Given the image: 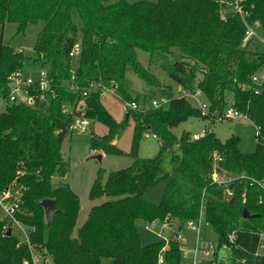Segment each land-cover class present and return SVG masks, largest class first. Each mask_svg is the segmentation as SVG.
<instances>
[{
    "label": "trees",
    "instance_id": "obj_1",
    "mask_svg": "<svg viewBox=\"0 0 264 264\" xmlns=\"http://www.w3.org/2000/svg\"><path fill=\"white\" fill-rule=\"evenodd\" d=\"M241 2L251 12L250 21L259 20L264 31V0ZM222 8L220 0H0V14L9 13L20 26L44 21L31 56L12 51L4 42L0 20V96L9 92L10 74L28 63L47 68L58 93L44 108L12 102L0 110V186L18 176L24 187L18 218L35 227L30 243L47 252L51 264H100L105 256L111 258L109 264H158L160 253L165 264H182L179 239L144 244L139 225L159 220L173 226L179 221V227L197 220L203 204L220 241L233 231L239 237L242 247L234 249L231 264H264V255L250 253L264 231V189L255 181L264 178V80L261 84L253 80L264 65V45L255 38L244 44L246 26L240 15L229 13L223 20ZM73 11L79 13L78 21ZM77 42L80 53L72 56ZM175 47L180 55L172 59L169 54ZM139 49L150 53V66L140 62ZM153 65L163 68L179 86L166 104H144L117 119L100 91L90 88L92 82H115L122 98L140 102L144 97L132 94L128 74L148 86L160 84L150 69ZM72 83L76 89L70 88ZM193 88L202 90L212 121L222 117L229 104L248 114L256 125L255 151H242L235 134L223 140L209 131L193 139L186 132L177 138L173 128L182 121L209 117L180 94ZM77 114L107 127L105 134L92 136L91 149L133 158L125 167L99 168L90 197L101 200L78 227L79 195L70 184L54 181L69 171L61 151ZM130 118L134 128L126 152L114 138ZM147 130L162 143L158 154L146 158L138 154V144ZM166 148L173 149L177 164L171 176L161 163ZM214 153L221 156L220 172L232 177L227 183L212 177ZM166 178L160 202L148 200L145 192ZM227 189L233 194L228 195ZM44 198L56 201L50 226L39 203ZM244 209L256 215L246 218ZM3 223L0 219V264H18L31 256L30 247L19 243L15 233L3 235Z\"/></svg>",
    "mask_w": 264,
    "mask_h": 264
},
{
    "label": "rangeland",
    "instance_id": "obj_2",
    "mask_svg": "<svg viewBox=\"0 0 264 264\" xmlns=\"http://www.w3.org/2000/svg\"><path fill=\"white\" fill-rule=\"evenodd\" d=\"M8 14V15H7ZM6 15L0 14V20L4 21V36L3 40L8 46L11 47L12 51H21L24 54H29L34 56V46L39 32L43 28L44 21L37 20V22L32 21L28 22L25 26H20L19 21L11 19L9 13ZM4 18V19H3ZM73 18L75 21H78L80 16L77 11H73ZM140 62L148 67L150 66V53L145 50H138ZM180 55V49L175 47L173 52L169 54V57L175 59L174 56ZM29 59L28 61H30ZM27 61V62H28ZM38 66L33 63H28L25 70L32 73L33 75L37 73ZM151 71L155 72L158 78L161 80L160 84H154V86L145 85V83L135 74L129 72L131 80V91L134 96L139 95L141 99L139 104L149 105L151 99L155 96H176L179 92L178 84L170 79L163 68L153 65ZM264 67L260 68L258 72H263ZM111 97L105 98V102L109 107L110 111L114 114L117 119H122L126 113L122 105V100L120 98ZM111 100V101H110ZM145 100V101H142ZM112 102L110 104V102ZM193 105H196L195 100L190 99ZM130 123L122 129L114 138V141L118 143L119 147L124 151L128 152L131 146V139L133 134L134 123L130 118ZM206 127L209 131H214V133L221 139L225 140L231 135L235 134L238 136V146L244 152H253L257 147V138H256V125L248 118H233V119H224L210 121L204 117L200 116H190L186 120L179 123L173 128L174 134L177 138H181L182 135L186 132H199L202 128ZM107 132V127L93 120L91 125L86 130H71L63 140L62 144V156L69 161V171L65 176L56 177L54 181L58 183H68L71 187L77 192L80 198V211L77 221V227L83 223L86 219L88 212L91 206L95 203H98L101 199H91L90 189L97 176L99 168L103 167L107 171L125 167L132 162L131 155L122 154L114 155L111 153L104 152V156L101 160L98 158H91L90 155L98 150L91 149V138L95 135L105 134ZM149 132V136H143L138 144V154L142 157H153L158 154L161 140L159 138H154L152 132ZM176 148L177 146L174 145ZM101 151V150H100ZM103 152V151H101ZM173 149L166 148L162 151L161 163L163 168L173 175L176 169V161L173 158ZM221 177H226L225 172H220ZM16 176V175H15ZM167 178L158 181L154 186L148 189L145 192V197L153 203L160 202ZM139 233L141 240L144 244L151 242H156L159 240L165 239L168 243V240L178 237L177 234H180L182 237H178L181 243V247H192L197 240V234L192 230L188 222L181 224L176 230L173 229L172 225L167 224V222L162 223L159 220H155L151 223H140ZM201 245H206L209 241L218 243L220 238L215 230L210 224L205 226L200 235ZM220 249V260L224 264L229 263V251L223 248ZM38 255L44 254L46 258L50 255L46 252L43 253L38 249H35ZM30 257H23L18 264H24L26 259L31 260ZM50 258V257H49ZM111 258L103 257L100 261V264H109Z\"/></svg>",
    "mask_w": 264,
    "mask_h": 264
},
{
    "label": "built area",
    "instance_id": "obj_3",
    "mask_svg": "<svg viewBox=\"0 0 264 264\" xmlns=\"http://www.w3.org/2000/svg\"><path fill=\"white\" fill-rule=\"evenodd\" d=\"M242 0H220L222 3L221 18L226 20L229 13L239 14L242 21L246 26L245 36L243 39L244 44L247 43L252 38L260 41L264 45V31L261 30V22L255 20L250 21L251 12L245 9ZM80 53V43H76L71 51L72 56H78ZM264 67V65H263ZM39 68V67H38ZM74 78V76H73ZM9 92L6 96H0V110L4 109L7 103H26L32 106L44 108L50 105V103L57 98L58 93L52 87V79L49 75L47 68H39L36 74L27 72L25 69H17L13 71L9 76ZM253 80L261 84L264 80V71L257 72L253 75ZM117 83L112 82L110 84L104 82H92L90 88L98 89L100 95L103 98L109 96H115L122 100L123 107L128 109H138L143 108V104H139L137 101H129L122 98L117 90ZM71 89H76L77 85L72 83L70 85ZM256 91H259L256 89ZM88 91H84V95H87ZM181 95H184L188 99H193L196 102V106L200 109L203 115H209V105L208 102L202 97V90L200 88H193L191 90H183ZM168 96H155L151 99L152 106H160L166 104L170 101ZM145 106V105H144ZM209 115L208 120L212 121V116ZM248 118V114L242 112L241 110L229 104L222 115V117L216 118V120L233 119V118ZM93 119L86 117L83 114H77L71 124V129L74 130H86ZM149 130L144 132V136H149ZM152 132V131H150ZM209 130L204 127L199 132H193L191 137L193 139H198L206 135ZM154 138H158V135L152 132ZM214 171L212 177L215 181L219 183H227L231 176L221 177L220 168L217 167L218 161L221 156L214 153ZM18 175L22 174L19 169L17 171ZM255 180V179H253ZM264 189V178L261 180H255ZM24 187L18 182V176H16L11 183L7 186H0V219L4 220L2 233L7 235L8 231L11 230V234L15 233L19 236V243H27L31 250L32 258L26 259L24 264H51L50 258H46L44 254L38 255L35 248L32 247L30 243V232L35 229V227H29L24 224L19 218L18 214L22 210L21 195L23 194ZM228 195L233 194V190H226ZM206 205L203 204L201 208L200 215L197 220H190L188 222L189 227L194 230L197 234L196 243L192 247H181L182 250V264H224L220 260V247L229 251V263L231 264V258L233 257L234 249L239 248L242 245L239 243V237L235 231L228 235V238L224 241H219L214 243L209 241L206 245H201L200 235L202 230L210 224L207 221L205 214ZM173 227V225H172ZM258 240L254 251H250L254 255H264V231L259 232ZM178 237H182L177 234ZM176 237L177 239H179ZM180 241V240H179ZM244 250L248 249L244 247ZM244 260V259H243ZM158 264H165L164 253H160Z\"/></svg>",
    "mask_w": 264,
    "mask_h": 264
},
{
    "label": "water",
    "instance_id": "obj_4",
    "mask_svg": "<svg viewBox=\"0 0 264 264\" xmlns=\"http://www.w3.org/2000/svg\"><path fill=\"white\" fill-rule=\"evenodd\" d=\"M90 157L91 158H98L99 160H101L103 157V153L99 150H96L90 155ZM39 203L44 207L47 225L50 226L53 222L54 211L56 208V201L53 198H44V199L40 200ZM255 215L256 214L251 213L247 209H244V211H243V216L246 218L247 217H253ZM178 225H179V221H176L174 226H173V229L176 230ZM8 234H11V230L8 231Z\"/></svg>",
    "mask_w": 264,
    "mask_h": 264
},
{
    "label": "crops",
    "instance_id": "obj_5",
    "mask_svg": "<svg viewBox=\"0 0 264 264\" xmlns=\"http://www.w3.org/2000/svg\"><path fill=\"white\" fill-rule=\"evenodd\" d=\"M109 97H111V96H109ZM106 98H107V97H106ZM110 99H113V97H111ZM110 101H111V100H110ZM110 101H109V102H110ZM111 103H112V102H110V104H111ZM124 109H125V108H124ZM115 142H116V141H115ZM102 153H103V156H104L105 153H104V152H102Z\"/></svg>",
    "mask_w": 264,
    "mask_h": 264
}]
</instances>
